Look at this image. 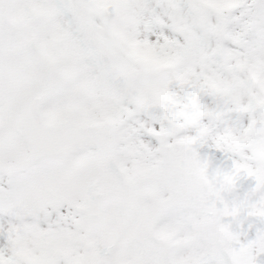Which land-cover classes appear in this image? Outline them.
Masks as SVG:
<instances>
[{
  "label": "snow or ice",
  "instance_id": "6c2138e0",
  "mask_svg": "<svg viewBox=\"0 0 264 264\" xmlns=\"http://www.w3.org/2000/svg\"><path fill=\"white\" fill-rule=\"evenodd\" d=\"M0 264H264V0H0Z\"/></svg>",
  "mask_w": 264,
  "mask_h": 264
}]
</instances>
